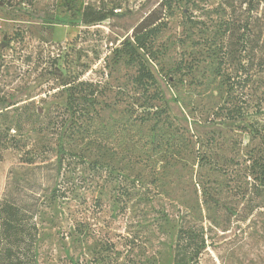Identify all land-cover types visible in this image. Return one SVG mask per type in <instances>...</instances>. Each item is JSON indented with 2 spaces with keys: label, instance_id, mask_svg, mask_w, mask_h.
I'll list each match as a JSON object with an SVG mask.
<instances>
[{
  "label": "rangeland",
  "instance_id": "374dc122",
  "mask_svg": "<svg viewBox=\"0 0 264 264\" xmlns=\"http://www.w3.org/2000/svg\"><path fill=\"white\" fill-rule=\"evenodd\" d=\"M17 1L0 10V203L34 237L33 258L21 260L175 264L178 231L191 225L207 242L196 264H264V190L248 175V156L264 150V0H253L251 16L249 0L227 12L234 36L248 24L243 41L219 36L226 18L213 10L224 0L197 10L196 28L189 13L173 19L161 41L181 34L195 69L183 82L172 72L179 50L153 63L162 101L133 94L135 70L108 60L157 0ZM220 46L223 83L211 88ZM54 67L100 92L93 134L73 133L63 155L60 124L70 114ZM230 83L242 109L233 120L215 115Z\"/></svg>",
  "mask_w": 264,
  "mask_h": 264
},
{
  "label": "trees",
  "instance_id": "16d2710c",
  "mask_svg": "<svg viewBox=\"0 0 264 264\" xmlns=\"http://www.w3.org/2000/svg\"><path fill=\"white\" fill-rule=\"evenodd\" d=\"M34 1L35 0H18L15 5H18L19 8L25 5L31 6ZM211 1L210 6H213L214 2L213 0ZM236 1L237 0H224L223 3L217 4L213 11L216 13V18L217 16L218 18H226L218 21V28L220 29L219 36L224 38L228 37L229 39L237 37V39L239 38L240 41H243L244 35H247L248 32V24L246 23V25H244L243 33L240 37L234 36V31L239 29L235 27L231 15L227 13L230 9L233 10L232 7ZM208 2H210V0H157L156 4L148 8L145 15L132 28L131 34L120 42L119 47L112 49L110 58L108 59L110 63L114 65L122 63L125 67L134 69L136 72L134 83L138 90L137 92H133V94L143 92L148 94V99L162 101L161 97L159 98L158 80L153 74L151 67L152 64L157 63L162 56L172 51H180L179 55H177V63L172 69V72L180 78L181 82H183L185 78L191 76L195 69V65H191V62L187 63L185 60V56L188 52L184 50L182 35L176 33L168 34L165 37L164 43L161 39L164 38L163 36H165V33L169 32L172 20L179 14L183 15L189 13L188 19L185 18V20H188L187 23L196 28V11L202 8L204 9ZM253 2V0H249L250 6L247 9V13L250 16L255 10V8L251 6ZM9 4V0H0V10L5 6H9ZM24 9L25 8H23V10ZM107 14H109V16H114L115 13L113 9H111ZM14 19H16V17H11V20ZM102 20H104V17L91 19L88 22L86 21V23H94ZM46 23L50 25L54 24L53 19H50ZM19 33L20 32H18L14 38L17 36L19 37ZM11 41H14V39H8L7 43L2 44L9 45ZM2 46L3 45H1V47ZM191 48H196L195 41ZM218 53H220L218 56H221L220 61L215 67L216 71L212 76V80L207 85L211 86V88L223 83L221 65L224 64V56H226V53L222 51L221 46L218 48ZM54 66H56V63H54ZM107 66L108 65H106V68ZM89 69L90 68L86 67V71ZM51 74L56 76V78L62 79L61 72L56 67L51 70ZM77 81L78 79L75 77L70 81L62 79L61 82L67 94L66 107L70 115L60 124L61 135L58 137L57 154H64L65 144L73 140L72 136L76 131H80L84 135H89V132L93 134L94 125H92V122L98 116V95L100 93L98 90L99 86H97L98 84L93 85L91 82L78 83ZM234 86H236L234 83H230L226 86L227 91L222 105L218 107L215 113L216 116H218L219 112H222L224 118L230 120L241 116L240 112L242 109L238 103L233 102V97L231 95L234 92ZM118 92L124 93V91L120 90H118ZM162 104L165 103L162 102ZM140 106H142V104H140ZM81 119L84 121V124H78ZM80 128L82 129L80 130ZM153 140L154 143H156V136H153ZM160 142L161 140L159 139V143ZM172 142L175 143V139H173ZM157 144L156 146H158ZM155 149H157V147H155ZM262 152V158H254L251 155L248 156L250 162L248 175L253 181L251 187L252 189H258L255 190L258 192L264 190V150H262ZM60 166L61 159L58 160V168H60ZM203 194L205 197V191ZM260 206H255L254 208ZM14 212L15 210L6 202L0 203V264H25L26 262L24 263L21 260V256L26 258L29 256L30 259L33 258L31 252L34 237L32 234L30 235L29 232L24 236L21 235L23 233L20 231L19 226L15 224L18 217ZM21 241H25L26 244H21ZM21 246H23V249ZM206 248L207 242L202 226L197 230L196 228H192L191 225L182 226L177 236L175 264H187L190 262L196 264L199 256L205 252ZM19 258L22 263H20Z\"/></svg>",
  "mask_w": 264,
  "mask_h": 264
}]
</instances>
